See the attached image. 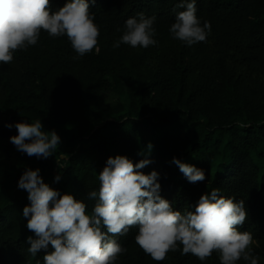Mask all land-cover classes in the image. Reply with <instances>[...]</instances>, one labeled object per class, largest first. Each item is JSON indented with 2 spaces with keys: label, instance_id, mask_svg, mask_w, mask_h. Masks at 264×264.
Returning a JSON list of instances; mask_svg holds the SVG:
<instances>
[{
  "label": "trees",
  "instance_id": "trees-1",
  "mask_svg": "<svg viewBox=\"0 0 264 264\" xmlns=\"http://www.w3.org/2000/svg\"><path fill=\"white\" fill-rule=\"evenodd\" d=\"M89 2L100 27L99 54L74 59L66 36L42 31L35 46L0 65V264H43V251H27L35 234L23 217L28 193L18 188L26 169L39 168L45 183L84 200L90 212L89 193L117 155L133 163L149 159L140 171L159 173L161 195L175 210L194 211L214 188L243 200L247 219L238 227L252 234L253 252L264 264V0H197L211 35L192 47L169 32L183 11L173 10L180 0ZM66 3L50 0L49 6L55 12ZM139 13L156 17L158 45L114 48L125 21ZM26 120H40L60 136L53 156L29 157L10 142L18 131L5 125ZM174 157L203 170L206 179L190 183ZM137 233L133 226L116 237L128 250L119 264H158L136 244ZM159 264L201 261L176 251ZM205 264H220L218 254Z\"/></svg>",
  "mask_w": 264,
  "mask_h": 264
},
{
  "label": "clouds",
  "instance_id": "clouds-1",
  "mask_svg": "<svg viewBox=\"0 0 264 264\" xmlns=\"http://www.w3.org/2000/svg\"><path fill=\"white\" fill-rule=\"evenodd\" d=\"M196 4L197 0H180L173 10L183 11L176 12L169 28L171 38L188 47L207 42L211 35V24L197 15ZM49 5L50 0H0V65L10 64L17 50L35 46L42 31L53 38L66 36L77 54L74 59L93 50L99 54L100 27L89 0H67L55 12ZM155 21V16L144 13L128 18L113 47L157 46ZM5 126L15 127L18 135L10 137V142L29 157L48 159L60 144V136L45 131L40 120ZM150 163L149 159L133 163L124 155L109 157L98 175V190L89 193L95 201L90 212L84 200L71 193L62 195L45 183L39 168L26 169L18 188L27 191L30 201L23 209L27 228L35 234V238L28 237V253L36 256L43 251V264H119L128 250L116 237L127 235L135 226L136 244L158 264L176 251L196 256L201 264L213 253L218 254L220 264H260L252 234L238 227L247 219L243 200L223 196L214 188L200 197L194 211L175 210L161 195L159 173L140 171ZM172 163L190 183L206 179L205 172L194 165L175 157ZM60 179L55 177L57 182Z\"/></svg>",
  "mask_w": 264,
  "mask_h": 264
}]
</instances>
